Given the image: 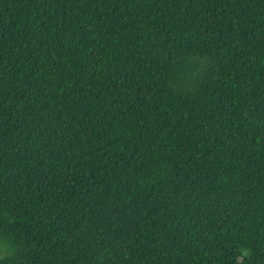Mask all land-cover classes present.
Returning <instances> with one entry per match:
<instances>
[{
    "label": "trees",
    "instance_id": "1",
    "mask_svg": "<svg viewBox=\"0 0 264 264\" xmlns=\"http://www.w3.org/2000/svg\"><path fill=\"white\" fill-rule=\"evenodd\" d=\"M0 264H264V0H0Z\"/></svg>",
    "mask_w": 264,
    "mask_h": 264
}]
</instances>
